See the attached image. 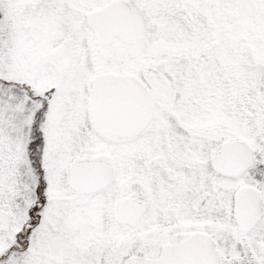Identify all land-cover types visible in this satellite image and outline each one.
Returning <instances> with one entry per match:
<instances>
[{
    "label": "snow or ice",
    "instance_id": "snow-or-ice-1",
    "mask_svg": "<svg viewBox=\"0 0 264 264\" xmlns=\"http://www.w3.org/2000/svg\"><path fill=\"white\" fill-rule=\"evenodd\" d=\"M0 264H264V0H0Z\"/></svg>",
    "mask_w": 264,
    "mask_h": 264
}]
</instances>
